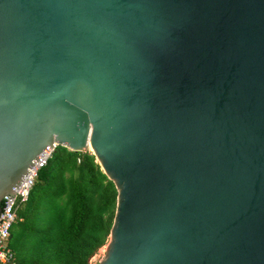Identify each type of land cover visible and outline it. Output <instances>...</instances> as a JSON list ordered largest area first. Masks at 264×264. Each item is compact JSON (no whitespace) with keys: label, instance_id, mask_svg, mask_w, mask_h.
Here are the masks:
<instances>
[{"label":"water","instance_id":"water-1","mask_svg":"<svg viewBox=\"0 0 264 264\" xmlns=\"http://www.w3.org/2000/svg\"><path fill=\"white\" fill-rule=\"evenodd\" d=\"M56 145L116 190L97 264H264V0H0V201Z\"/></svg>","mask_w":264,"mask_h":264},{"label":"trees","instance_id":"trees-1","mask_svg":"<svg viewBox=\"0 0 264 264\" xmlns=\"http://www.w3.org/2000/svg\"><path fill=\"white\" fill-rule=\"evenodd\" d=\"M115 197L89 150L56 145L18 203L7 240L11 257L0 264H90L108 239Z\"/></svg>","mask_w":264,"mask_h":264},{"label":"built area","instance_id":"built-area-1","mask_svg":"<svg viewBox=\"0 0 264 264\" xmlns=\"http://www.w3.org/2000/svg\"><path fill=\"white\" fill-rule=\"evenodd\" d=\"M51 150L52 148L44 149L38 156V159L34 161L33 166L28 169L18 186L13 188L14 194L2 199V206L0 208V262H6L11 257V252L7 247V240L10 227L16 218L18 203L27 199L36 173L46 163Z\"/></svg>","mask_w":264,"mask_h":264},{"label":"rangeland","instance_id":"rangeland-1","mask_svg":"<svg viewBox=\"0 0 264 264\" xmlns=\"http://www.w3.org/2000/svg\"><path fill=\"white\" fill-rule=\"evenodd\" d=\"M105 244L98 249V251L91 257V264H97V262L100 260V258L103 255Z\"/></svg>","mask_w":264,"mask_h":264}]
</instances>
